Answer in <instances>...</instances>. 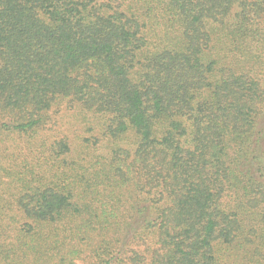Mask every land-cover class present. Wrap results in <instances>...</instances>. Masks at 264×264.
<instances>
[{"label": "trees", "instance_id": "1", "mask_svg": "<svg viewBox=\"0 0 264 264\" xmlns=\"http://www.w3.org/2000/svg\"><path fill=\"white\" fill-rule=\"evenodd\" d=\"M263 22L264 0H0L5 264H264V80L246 51ZM63 102L100 137L76 148Z\"/></svg>", "mask_w": 264, "mask_h": 264}, {"label": "rangeland", "instance_id": "2", "mask_svg": "<svg viewBox=\"0 0 264 264\" xmlns=\"http://www.w3.org/2000/svg\"><path fill=\"white\" fill-rule=\"evenodd\" d=\"M99 1H112V4L114 6H120L122 9H128L131 7V0H99ZM264 27V22L263 26ZM256 47H261L262 49H258ZM247 52H251V54H256L257 56L249 61V63L256 62V67H254V71L257 70L259 73L260 78L264 80V47L259 46L258 44H248L246 46ZM223 52L228 56L227 59V67L231 68L235 63L237 58L235 59L233 56H229L227 52V48L222 49ZM244 64V67L249 66V63L245 62L243 59L241 60ZM52 118L53 120L57 121L58 127L62 129L65 133H68L72 140L74 141V144L76 145V148L82 149L85 147V140L87 137L93 138V137H100L98 136L99 127L96 124V120L94 116H91L89 113L83 112L79 107H73L69 106L67 102L61 103L59 106H57L52 111ZM96 122V123H95ZM92 125L94 127V130H90L89 127ZM56 125H54V128ZM4 145L9 144V150L10 152H5L7 154H14L15 157H20L25 155L21 150H18L16 145L14 143L9 142L8 138H4V142L2 143ZM4 149V148H0ZM102 152H106V147L102 149ZM5 230L2 229L0 231V247H6L11 245V243H8L9 240H6L5 238ZM131 255V254H130ZM5 257L3 258L2 255H0V264H5L4 261Z\"/></svg>", "mask_w": 264, "mask_h": 264}]
</instances>
